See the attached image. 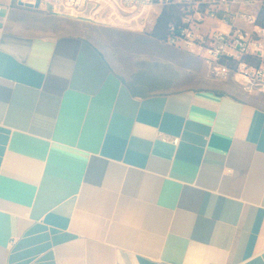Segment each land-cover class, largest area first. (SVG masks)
<instances>
[{
	"label": "crops",
	"instance_id": "1",
	"mask_svg": "<svg viewBox=\"0 0 264 264\" xmlns=\"http://www.w3.org/2000/svg\"><path fill=\"white\" fill-rule=\"evenodd\" d=\"M11 4L0 0V264H264V93L168 90L194 56L135 34L156 46L158 88L140 91L60 29L79 19Z\"/></svg>",
	"mask_w": 264,
	"mask_h": 264
},
{
	"label": "built area",
	"instance_id": "2",
	"mask_svg": "<svg viewBox=\"0 0 264 264\" xmlns=\"http://www.w3.org/2000/svg\"><path fill=\"white\" fill-rule=\"evenodd\" d=\"M39 8L49 5L60 17L79 19L89 8L103 5L118 14L148 19L151 30L164 9L176 8L179 18L167 26L163 43L204 63L213 78L232 79L250 95L264 93V26L258 14L264 0H12ZM100 8H99V7ZM127 19V18H126ZM147 23V24H148ZM144 29L146 24L141 25ZM3 30L0 28V40Z\"/></svg>",
	"mask_w": 264,
	"mask_h": 264
},
{
	"label": "rangeland",
	"instance_id": "3",
	"mask_svg": "<svg viewBox=\"0 0 264 264\" xmlns=\"http://www.w3.org/2000/svg\"><path fill=\"white\" fill-rule=\"evenodd\" d=\"M99 7V6H98ZM100 8V7H99ZM89 7L77 21L66 20L61 22L60 29L62 31L85 36L94 41L100 49L105 53V56L112 65L140 91L157 90L148 78L149 73V51L153 52L156 48L155 44L142 42L139 45V40H157L152 37L151 24L148 19L152 18L148 15L138 16V12L133 15L118 14L117 11L109 7H101L100 11ZM127 18V19H126ZM72 23L80 24L82 30L70 27ZM148 23V24H147ZM142 24H146L143 29ZM56 25V24H55ZM135 34H140L138 39ZM159 41V40H157ZM164 57V56H163ZM167 58V57H166ZM184 60V59H183ZM184 66L188 72L187 76L177 82L169 83L165 88L168 90L181 89L189 86L198 88L217 87L218 85L227 90L234 91L242 96H254L246 93L244 88L232 80L212 81L206 77V69L200 60L187 55ZM258 96L261 94H257Z\"/></svg>",
	"mask_w": 264,
	"mask_h": 264
},
{
	"label": "trees",
	"instance_id": "4",
	"mask_svg": "<svg viewBox=\"0 0 264 264\" xmlns=\"http://www.w3.org/2000/svg\"><path fill=\"white\" fill-rule=\"evenodd\" d=\"M11 6L15 7V4L12 2ZM178 18L179 12L176 8L164 9L150 35L162 41L166 35L168 24L177 21ZM258 22L264 26V6L259 11Z\"/></svg>",
	"mask_w": 264,
	"mask_h": 264
},
{
	"label": "water",
	"instance_id": "5",
	"mask_svg": "<svg viewBox=\"0 0 264 264\" xmlns=\"http://www.w3.org/2000/svg\"><path fill=\"white\" fill-rule=\"evenodd\" d=\"M20 7L21 8H25V9H28V10H35V11H37V10H39L40 8H39V3L35 6V7H33V6H29V5H23V4H20Z\"/></svg>",
	"mask_w": 264,
	"mask_h": 264
}]
</instances>
